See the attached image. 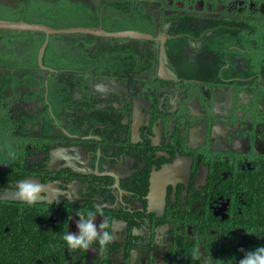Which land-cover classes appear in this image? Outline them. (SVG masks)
Wrapping results in <instances>:
<instances>
[{
  "label": "flooded vegetation",
  "instance_id": "af4514ba",
  "mask_svg": "<svg viewBox=\"0 0 264 264\" xmlns=\"http://www.w3.org/2000/svg\"><path fill=\"white\" fill-rule=\"evenodd\" d=\"M59 7L96 11L103 31L135 12L149 38L98 35V45L120 46L111 65L152 68L0 65V197L19 201L21 180L44 188L32 206L62 264H165L243 248L246 176L264 165V0H0V12L19 16ZM74 35L47 41L75 53ZM11 42L18 56L22 40ZM0 46L13 50L3 36ZM97 205L95 222L107 219L114 241L70 250L63 235Z\"/></svg>",
  "mask_w": 264,
  "mask_h": 264
},
{
  "label": "trees",
  "instance_id": "16d2710c",
  "mask_svg": "<svg viewBox=\"0 0 264 264\" xmlns=\"http://www.w3.org/2000/svg\"><path fill=\"white\" fill-rule=\"evenodd\" d=\"M15 14V13H14ZM138 15L134 12L131 18H124L112 26L103 22L107 32L135 30L144 32ZM113 18V17H111ZM0 20L25 21L27 23L43 24L52 28L68 27H98V13L87 11L74 13L64 11L61 7L50 13L46 18H38L32 12L24 16L13 15L10 12H0ZM5 38V48L12 51H2L0 46V65H38L36 60L37 50L43 42L44 34L39 31H25L0 29V38ZM65 36V35H63ZM74 46L77 51L60 53L56 49L54 39L49 38L42 52L40 62L42 65H54L60 70L62 65H79L82 69H95L96 72L108 69L110 73L118 76L130 71L143 72L152 65H111L116 59L115 39H108L109 43L98 45V36L91 34H78ZM77 37H80L77 38ZM22 40L24 50L17 56L14 39ZM32 38L31 42L27 39ZM83 38L86 41L81 42ZM4 43V39L2 40ZM93 45L92 50H89ZM116 45V46H115ZM103 64V65H98ZM136 66V69L134 68ZM57 89L51 90V94ZM65 92L55 91V96ZM246 176V188L243 199L246 205L241 208L236 225L244 230L242 236L243 248L238 250L216 251L206 259H187L185 262L172 260L165 264H239L245 254L257 247H264V165L254 169ZM4 228H7L6 230ZM50 229H46L38 222L33 206L15 200L0 199V264H62L61 249L53 242L54 238Z\"/></svg>",
  "mask_w": 264,
  "mask_h": 264
},
{
  "label": "clouds",
  "instance_id": "9594fccd",
  "mask_svg": "<svg viewBox=\"0 0 264 264\" xmlns=\"http://www.w3.org/2000/svg\"><path fill=\"white\" fill-rule=\"evenodd\" d=\"M15 157V154H12ZM44 188L33 181L21 180L17 183L16 198L28 205L41 202L44 199ZM97 213L103 216L102 207L97 205L95 211H88L87 214L79 213L76 227L78 233L66 232L62 239L66 242L70 250H95L92 248L94 243H98L100 248L107 247L114 241V236L106 229L109 227L107 219H103L99 225L96 224ZM239 264H264V247H257L253 251L245 254Z\"/></svg>",
  "mask_w": 264,
  "mask_h": 264
},
{
  "label": "water",
  "instance_id": "95a60500",
  "mask_svg": "<svg viewBox=\"0 0 264 264\" xmlns=\"http://www.w3.org/2000/svg\"><path fill=\"white\" fill-rule=\"evenodd\" d=\"M0 29H12V30H25V31H40L45 34V38L37 50L36 60L38 65H42L40 58L42 52L47 43V36L49 34H59V33H86L91 35H101L106 37H125V38H149L148 35L132 30L117 31V32H106L98 27H68V28H52L43 24L27 23L25 21H10V20H0ZM0 199H3L0 197ZM5 230L7 228H4Z\"/></svg>",
  "mask_w": 264,
  "mask_h": 264
}]
</instances>
